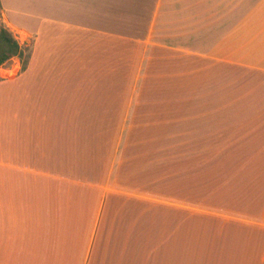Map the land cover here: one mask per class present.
<instances>
[{"label": "crops", "instance_id": "obj_1", "mask_svg": "<svg viewBox=\"0 0 264 264\" xmlns=\"http://www.w3.org/2000/svg\"><path fill=\"white\" fill-rule=\"evenodd\" d=\"M0 1V264H264V0Z\"/></svg>", "mask_w": 264, "mask_h": 264}, {"label": "rangeland", "instance_id": "obj_2", "mask_svg": "<svg viewBox=\"0 0 264 264\" xmlns=\"http://www.w3.org/2000/svg\"><path fill=\"white\" fill-rule=\"evenodd\" d=\"M100 13L103 14H107L108 13V4L107 3H101L100 4ZM5 18L4 16L1 14L0 12V25H4L5 26V22H4ZM31 46H32V39H30V41H27V46H23L22 48L25 49L23 57H16L13 58V61L15 62H20L21 63V68L24 70L27 66L28 63V59L29 56L31 54ZM119 57H117V60L115 61V65H113V67H111V75H116V76H121L124 74H128V70L120 68V64L118 63L119 61ZM199 59V58H198ZM12 61V60H11ZM10 61V62H11ZM120 61L123 64V60L120 59ZM10 62H8L10 64ZM200 63L198 60L196 61V64ZM129 64V61L127 62V65ZM128 67V66H127ZM212 74V73H210ZM209 74V72L204 71L201 72L200 74L196 75V82L199 85L200 83L203 84L205 83L206 87H209V77L213 80L211 81L212 83V89L211 90H218V82L216 80H218V70H216V72H214L212 74V76ZM204 85V87H205ZM208 90V89H207ZM168 158L165 157V163L167 162ZM166 177H164L165 179ZM165 183L166 180H165ZM168 184H171V182L169 181ZM170 189V187H169ZM168 189V190H169ZM165 195H170V194H165ZM170 196H168L169 198ZM164 209L162 212V218H161V225L159 226V220H158V228H157V224H156V218L154 213H150L148 214V220H147V236H148V243H147V253L149 255V261H150V257L151 260L153 259V255L154 252L158 249L160 250V246L162 247L161 250L165 251V253H170L172 251L177 253L178 251L184 252V251H191L193 250V246L191 245V243L188 242H184L181 245H178L173 243L174 241V230L177 229V227H179L180 230V234L181 237H186L187 235V227L188 224L192 221H188L189 218V212L187 213V217L186 219H182V216H184L185 214H183L182 212L178 211V209L176 208H172L171 210V205H172V200L171 198L164 199ZM169 207V208H167ZM164 217V219H163ZM194 219V218H193ZM179 223L181 224V227L179 226ZM159 230H161V237H160V233ZM194 238H196V234L194 235ZM160 240H163V244L161 243ZM160 244V246H159ZM163 245V246H162ZM157 247V249H156ZM156 259V257H155ZM152 262H154V260H152Z\"/></svg>", "mask_w": 264, "mask_h": 264}, {"label": "trees", "instance_id": "obj_3", "mask_svg": "<svg viewBox=\"0 0 264 264\" xmlns=\"http://www.w3.org/2000/svg\"><path fill=\"white\" fill-rule=\"evenodd\" d=\"M1 7L0 1V12ZM24 51L14 35L4 25H0V67L13 58L23 57Z\"/></svg>", "mask_w": 264, "mask_h": 264}]
</instances>
